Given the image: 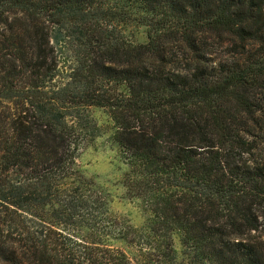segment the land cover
<instances>
[{
  "label": "trees",
  "instance_id": "1",
  "mask_svg": "<svg viewBox=\"0 0 264 264\" xmlns=\"http://www.w3.org/2000/svg\"><path fill=\"white\" fill-rule=\"evenodd\" d=\"M91 106L138 228L75 169ZM0 264H264V0H0Z\"/></svg>",
  "mask_w": 264,
  "mask_h": 264
},
{
  "label": "rangeland",
  "instance_id": "2",
  "mask_svg": "<svg viewBox=\"0 0 264 264\" xmlns=\"http://www.w3.org/2000/svg\"><path fill=\"white\" fill-rule=\"evenodd\" d=\"M127 21L129 22L130 19ZM135 23L132 21L128 24L126 35L137 41L144 40L145 28L141 25L137 26ZM54 44L61 61H63L61 49L64 48V44L58 42ZM215 53L222 60L230 59L235 55L226 48H218ZM89 114L91 121L88 126L92 133L88 140L84 141L79 151L75 169L81 177L80 180L86 185L85 191L94 190L100 195H106L111 215L138 228L145 222L147 214L141 205V199L129 188L127 181L129 166L120 156L118 147L111 138L113 127L109 113L103 107L91 106ZM69 227L72 228L71 225ZM73 227H75L74 231L81 235L84 234L82 228L84 225L81 222ZM109 243L114 247H123L131 253L130 249L119 240H112ZM175 245L180 249L177 240Z\"/></svg>",
  "mask_w": 264,
  "mask_h": 264
}]
</instances>
